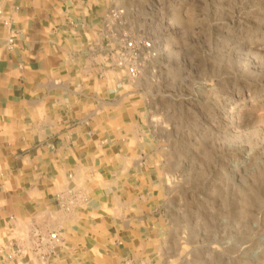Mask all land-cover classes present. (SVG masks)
<instances>
[{
	"label": "crops",
	"instance_id": "1",
	"mask_svg": "<svg viewBox=\"0 0 264 264\" xmlns=\"http://www.w3.org/2000/svg\"><path fill=\"white\" fill-rule=\"evenodd\" d=\"M112 4L0 0V264H161L165 182L138 80L110 61Z\"/></svg>",
	"mask_w": 264,
	"mask_h": 264
},
{
	"label": "rangeland",
	"instance_id": "2",
	"mask_svg": "<svg viewBox=\"0 0 264 264\" xmlns=\"http://www.w3.org/2000/svg\"><path fill=\"white\" fill-rule=\"evenodd\" d=\"M112 7L157 51L135 87L165 182L161 264H264V0Z\"/></svg>",
	"mask_w": 264,
	"mask_h": 264
},
{
	"label": "built area",
	"instance_id": "3",
	"mask_svg": "<svg viewBox=\"0 0 264 264\" xmlns=\"http://www.w3.org/2000/svg\"><path fill=\"white\" fill-rule=\"evenodd\" d=\"M2 10L0 8V15ZM126 12L124 9L112 7L108 13L107 30H108V46L109 57L111 64L115 67L120 75L128 81H137L146 63L155 58L157 51L155 42L146 33L139 31L133 33L125 30ZM7 24L8 21L5 20ZM13 43V37L9 39ZM69 197V198H68ZM76 195L70 191L67 194L59 195V203L62 208H70L76 201ZM34 248L36 250L46 249L50 252L55 251L61 240L58 231L50 232L48 235L34 234ZM10 252L6 255L8 259L21 255L25 248L23 245L15 240L9 242ZM5 248L0 249V254L4 253Z\"/></svg>",
	"mask_w": 264,
	"mask_h": 264
},
{
	"label": "bare ground",
	"instance_id": "4",
	"mask_svg": "<svg viewBox=\"0 0 264 264\" xmlns=\"http://www.w3.org/2000/svg\"><path fill=\"white\" fill-rule=\"evenodd\" d=\"M250 156V155H249ZM247 157V156H246Z\"/></svg>",
	"mask_w": 264,
	"mask_h": 264
}]
</instances>
